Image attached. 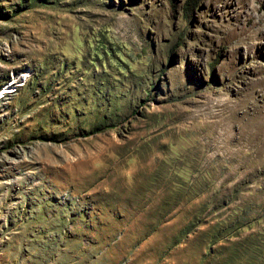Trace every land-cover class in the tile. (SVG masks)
I'll list each match as a JSON object with an SVG mask.
<instances>
[{"label":"rangeland","instance_id":"374dc122","mask_svg":"<svg viewBox=\"0 0 264 264\" xmlns=\"http://www.w3.org/2000/svg\"><path fill=\"white\" fill-rule=\"evenodd\" d=\"M186 3L0 0V264H264V0Z\"/></svg>","mask_w":264,"mask_h":264},{"label":"trees","instance_id":"16d2710c","mask_svg":"<svg viewBox=\"0 0 264 264\" xmlns=\"http://www.w3.org/2000/svg\"><path fill=\"white\" fill-rule=\"evenodd\" d=\"M191 6V0H187L186 8L188 9Z\"/></svg>","mask_w":264,"mask_h":264},{"label":"bare ground","instance_id":"6f19581e","mask_svg":"<svg viewBox=\"0 0 264 264\" xmlns=\"http://www.w3.org/2000/svg\"><path fill=\"white\" fill-rule=\"evenodd\" d=\"M262 1V0H261ZM256 24V23H255ZM7 93V92H6Z\"/></svg>","mask_w":264,"mask_h":264}]
</instances>
